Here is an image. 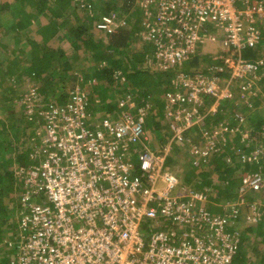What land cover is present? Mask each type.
Masks as SVG:
<instances>
[{
  "label": "built area",
  "instance_id": "built-area-1",
  "mask_svg": "<svg viewBox=\"0 0 264 264\" xmlns=\"http://www.w3.org/2000/svg\"><path fill=\"white\" fill-rule=\"evenodd\" d=\"M251 3L144 0L137 4L151 24L144 27V39L156 45V63L167 70L205 44L254 47L258 36L253 23L256 18L264 21V1ZM103 19L102 28L115 26L114 17ZM231 66L238 78L258 71L256 63L240 59ZM197 78L174 79L183 86L185 79L192 82L183 87L187 93L192 84L197 86L189 97L194 105L203 93L217 95L214 78ZM70 95L69 103L51 106L45 115L46 134L36 151L47 155L42 166L16 171L23 181V211L9 238L8 244L15 241L11 264H235L238 232L228 226L238 217L237 207L245 204L243 189L237 201L227 205L229 210L212 214L205 194L179 192V180L164 171L166 153L153 154L144 114L97 124L87 111L86 92L76 86ZM184 100L169 93L165 112L184 107ZM184 128L176 127L173 140L182 139ZM261 181L248 175L242 186L258 191Z\"/></svg>",
  "mask_w": 264,
  "mask_h": 264
},
{
  "label": "trees",
  "instance_id": "trees-1",
  "mask_svg": "<svg viewBox=\"0 0 264 264\" xmlns=\"http://www.w3.org/2000/svg\"><path fill=\"white\" fill-rule=\"evenodd\" d=\"M142 1L144 0H105L99 6L98 16L94 15L95 0H4L0 5V114L4 118V120L0 119V218L4 222L0 224V240L3 239L0 243V264H11L16 256L13 243L15 241H12V244L8 243L16 230L15 221L9 219L12 218L15 210L16 215H21L20 212L23 211L19 197L23 181L21 182L16 174L17 168L22 165L24 168L25 166L41 167L46 160L47 155L42 153V156L38 157L39 152L36 153L42 145L41 132L38 130L47 124L44 116L50 112L51 106H64L71 101L73 95L70 94L75 87L74 85L68 89L67 85L71 83H77L76 86L81 89L88 86V90L83 89L88 98L86 108L91 113L92 119L96 118L95 114L99 115L95 121L100 123L104 119H109L117 122L125 115L139 116L141 114L139 111L143 109L153 113L148 118V115L144 117V129L147 131L148 124L151 123L152 130L160 133L166 128L160 122H156L155 118L163 119L164 107L167 103L164 98L160 100L155 93L163 97L167 91H170L167 85H170L171 80L179 75L194 77L196 73L194 70H198L201 77H213L215 92L220 94L221 90H226L229 95L219 99L211 94H201L203 100L201 105L196 107H198L197 113L203 115L202 122L198 123L199 125L194 124L187 132H183L182 145L174 144V146L183 148L185 145H194L192 140L197 138L203 142L202 148L199 145L198 147L201 151L207 152L206 142L216 139L214 130L218 125L224 119L230 124L227 125L228 127H221L226 128L222 133V142L219 144L214 142L211 152L208 151V154L204 155L205 159L199 157L202 171L195 178L193 173H190L191 175L184 179L190 184L188 191L194 190L205 194L209 208L218 206L217 209L225 211L229 210L228 204L237 201L238 189L242 187L246 176H259L264 185V108L257 109L263 103L259 96L261 91L264 93V76L257 84L247 83L243 86L241 82H237L239 79L234 76L233 67H229V64L236 63L239 59L244 61L254 59L257 69L264 74V21L256 18L253 23L257 30L258 43L252 48L246 46L221 48L220 43V57L214 62L210 54L202 55L200 50H197L182 64L164 72L153 73L150 66L156 63L157 47L151 41L140 39L142 28H139V23L149 21L137 4ZM251 1L250 5H256L264 0ZM155 7L156 4L151 5V8ZM3 13L12 14L13 18L10 21L2 20ZM121 14L124 16L120 17ZM41 17L45 21L40 20ZM111 17H114L115 26L111 25L110 30L102 28L106 24L103 18ZM53 27L59 30L66 28L67 39L77 50L84 46L83 53L93 64L88 69L89 73H86L87 69L80 70L76 67L74 70L70 62L64 59L63 53L57 54L45 46V43L52 41L55 36L49 33ZM143 31L145 33L146 28H143ZM97 33L100 34V39H97ZM31 34H36L37 37L34 38ZM16 65L23 68V72L18 75L25 74L23 79L34 80L36 83L26 95L18 91V87L23 82L10 84L11 81L8 82V78H5L4 71L12 76L18 68L15 67ZM228 81L231 82L227 86ZM245 86H249L247 88L252 92L259 93L242 90ZM242 92L248 95L249 100L255 99L249 109L255 121H250L247 130L242 124H238V118H234L237 112L235 110L240 108L236 101L240 99ZM33 97L37 99L33 100ZM26 99L33 101V112L28 113L25 109L26 105L24 106L23 102ZM133 100L136 101L135 106L130 108L129 104ZM17 102H20L21 108L18 107ZM215 102H218L216 112H207L206 107L212 106ZM18 108L21 109L19 112ZM31 127L33 129L29 132V136L25 140L21 139L20 137L25 136V131ZM168 132L159 135L162 142L174 135L173 132ZM242 132L246 134L245 137L242 136ZM207 134L208 137L205 138ZM193 148L195 147L187 149L188 154H191ZM33 149L35 153H32ZM254 152L257 153L252 155ZM169 159L171 161L173 157L166 158L164 168L167 167ZM214 178L219 181L218 185L212 184ZM178 190L179 192L183 190L181 185ZM253 192L249 190L247 193L250 195ZM245 196L247 199L250 197L247 194ZM14 201L17 202L16 209L9 208V205L16 204ZM237 209L238 217L228 226L229 230H241L240 222H245L248 216L241 208L239 210L237 207ZM259 222L248 225L249 221L246 220L247 226L243 230L245 233L257 236L258 240L251 245V248L254 250L258 248L261 252V258L256 264H264V260L262 263L264 220L261 218ZM244 237L242 231L241 233L238 231L235 264L249 262L244 249L247 244L243 242Z\"/></svg>",
  "mask_w": 264,
  "mask_h": 264
},
{
  "label": "rangeland",
  "instance_id": "rangeland-1",
  "mask_svg": "<svg viewBox=\"0 0 264 264\" xmlns=\"http://www.w3.org/2000/svg\"><path fill=\"white\" fill-rule=\"evenodd\" d=\"M104 1L105 0H95V5L96 6L94 8V15H97V16L99 15V13H100V9H99L100 7L99 6ZM2 3H4V0H0V5ZM11 15L12 14L3 13L2 20L10 21L11 18H13ZM123 16H124V14L120 15V17H123ZM40 20L45 21L43 17H41ZM150 25L151 24H147L146 21L139 23V28L140 29L142 28L141 29L142 33L140 34V39L141 40L144 39V37H145L143 28L144 27L149 28ZM66 32H67L66 28H64L63 30L62 29L59 30V28L57 29L56 27H53L52 30L51 29L49 30V33H53L55 36H54L52 41H49V42L45 43L46 44L45 46L48 47V48H51L52 50L57 52V54H59V52L63 53L64 59L70 62V64L73 66L74 70H76V67H77V68H80V70L87 69L86 73H89L88 69L91 68V66H93V64L88 58H86L85 54L83 53L84 46L82 45V47H80L81 49L77 50L74 47V45L71 44L72 42L67 39L68 35H67ZM31 35H33V34H31ZM96 36H97V39H100V34L97 33ZM33 37L34 38L37 37L36 34L33 35ZM5 42H7V40ZM219 43L212 44V45L205 44L204 46L201 47V49H200L201 53L200 54H202V55L210 54L212 56V59H213L212 61L214 62L217 57L218 58L220 57L219 56V52L221 51V48H219V46H220ZM137 44H139V43H137ZM243 56H245V55L243 54ZM245 61L247 63H255L254 59L253 60H245ZM161 66H162L161 63H159V64L154 63L153 66L152 65L150 66L151 67V71L153 73L164 72L165 70L162 69ZM15 67L17 68L18 65H16ZM229 67H231V64H229ZM22 69L23 68L19 66L17 68V70L12 74V76L6 74L5 71H4V75H5V78H8V80H7L8 82L11 81L10 84L11 83H17V82H23V83H21L20 87H18V91H20V93H22V95L23 94L26 95L27 91H29L30 89L32 90V86L35 85L36 83H35L34 80H29L27 78L23 79V77L26 76L25 74L18 75V73H22L23 72ZM258 71L256 73V70H255V72H254L255 75L253 73H251L250 71H247V72L244 73V75L242 77H239V78L237 76H235V77H236V79H239L237 82H241V84L243 86L245 84H247V83H250V84L256 83L257 84V82H259L260 79H262V77L264 76V74H262V71H259V72ZM194 72H196V73H195L194 77L192 76L193 78L196 79L198 77L197 79H202V78H199L201 76L198 73V70H194ZM204 78H208V77H204ZM211 78H213V77H211ZM22 80H24V81H22ZM41 81H43V80H41ZM92 81H94V80H92ZM180 82H182V81L180 80L178 83H176V80H171L169 82L170 85H167V89L170 90V91L172 90L173 94H179V95H181V97L185 98L184 103L182 104V106H184V107H182V108L178 107V109H174V111L165 112L163 114L164 115L163 119H159L160 117H156L155 121L156 122L158 121V122H160L161 125L165 126L166 130L163 128L162 132L155 133L152 130V127H151L152 124L149 123L148 124V129H147V135L149 136V144H150L151 150L154 152L153 154L154 155L157 154L155 156L164 157V155L166 153V157H165L164 163L166 162V158L168 156H172L173 157V159H171V161H170V159L168 160L167 167L164 168V171H168L170 174L174 175L177 178V180H179V183H180L181 187L184 190H188L190 188V184L186 183V181H185L186 179L185 178H187L189 175H191L190 173H193V177L195 178V176L197 174H199V172H201L202 169H203V167H201V164L199 163V161H200L199 157H201L204 154V152H206V151L203 152L198 147V145H199L202 148L203 142L196 138V139L192 140L194 145H185L183 148L182 147L175 148L174 144L182 145V139L179 142L173 140V138H174L173 136L171 138H168V140L165 139L166 141H164V142H162L159 139V135L160 134H161V136L165 135L166 132L169 133L168 131H171L174 134H176L175 129L178 126H180L182 128L185 127L183 131L187 132V130H189L191 126H193L194 124H198V123L202 122L203 115L202 114L201 115L198 114L197 110H198V107L201 105L203 97H201V96L199 97V101H198V104H197L198 107H196V105H194V103L189 100L190 99L189 97H190L191 93L194 92V89L197 86L192 84V86H191L192 92L190 93V91H191L190 90L189 93H187V90L184 89L183 87L184 86H190L189 84L192 83V82L187 80V79H185L183 81L184 86L182 84H180ZM230 82L231 81H228L227 86L230 84ZM96 84H97V82H96ZM74 85L76 87L77 83L68 84L67 88L70 89ZM87 85H89V84H87ZM247 87H249V86L242 87V90H246V91L252 92ZM83 89L84 90H88L89 88H88V86H85V87H83ZM213 93H215V92L213 91ZM252 93L257 94L259 92H254L253 91ZM168 94L164 95L163 97L166 98ZM155 95L160 97V100L163 99L161 94L155 93ZM170 95H172L171 92H170ZM211 95H213V94H211ZM226 95H229L226 92V90H221V93L220 94L217 93V95H215V97H219V99H221V98L224 99L226 97ZM260 96H259V99H261L262 100L261 102H263V103H261L258 106V108H257L258 110H259V108H264V93H262V91L260 92ZM35 99H37V98L33 97V100H35ZM254 100L255 99H253V101L249 100L248 95L245 92H242V95H241L240 99L236 101L238 103V107H240V108H238V110H235L237 112L234 114V118H238L239 119L238 124H242V126H244L246 128V130H247V127H248L250 121L251 120L255 121V117L250 115L251 112L249 111V109H251V105L253 106ZM19 101H20V98H19ZM19 103L20 102H17V105H18L19 108H21ZM23 103H24V106L26 105L25 109L27 110L28 113L33 112V107H32V106H34L33 101H29V99H26ZM135 103H136V101L133 100L132 102H130L129 107L130 108H134ZM29 106H30V108H27ZM217 106H218V102H215L212 106H210L208 108L206 107L207 112L211 111L212 113H215L216 110H217ZM19 108H18V112L21 110V109L19 110ZM229 112H227V114H229ZM139 113L144 114V117H146L148 115L147 118L150 115L153 114L152 112H148L146 110L144 111L143 109H141L139 111ZM230 114H231V112H230ZM153 117H155V115H153ZM18 118H20V116ZM0 119L4 120L3 115H1V114H0ZM44 119H45V116H44ZM229 124H230V122L228 120L224 119L223 122H221L218 125V127L216 128L217 130L214 128L215 126H213V128L215 129L214 130V134H215L214 136H215L216 139L214 140V138H213V141L207 140V142H206V147H208L207 151L211 152V147H213L214 142L216 144H219V143L222 142V140H223L222 133L226 129L225 128L222 129L221 127H228L227 125H229ZM32 129H33V127L28 128L27 131H25L26 135L25 136H21L20 138L25 140L26 137L29 136V132L32 131ZM172 129H174V130H172ZM243 130H245V129H243ZM38 131L41 132V141H42L43 137L46 134V129L43 127L42 129H39ZM203 133H205V132H203ZM242 136L245 137L246 134L245 133L243 134V132H242ZM155 137H158V138H155ZM207 137H208V134L206 135L205 138H207ZM172 142H174V143H172ZM171 143H172V145H170ZM192 147H195L194 148L195 150L194 151L191 150V152H193V153L188 154L187 149H190ZM38 150H40V149H38ZM32 153H35V149H33ZM32 153H31V155L34 157V155ZM255 153H257V152L252 153V155H255ZM38 157H39V155H38ZM19 168H20V166L17 168V170ZM25 168L27 169L26 166H25ZM20 181L22 182L21 179H20ZM22 184H23V182H22ZM212 184L214 186L218 185L219 181L214 178V180H212ZM22 186L23 185H21V189L23 191V187ZM240 189H243V191L248 196H250L248 199L245 196V199H247V202H245L246 205L243 208V213L248 215L247 216L248 219H249L248 220L249 221L248 225H251L253 223L257 224V221L259 222V220H261V218H262V220H264V185H263V187L261 186L260 190L254 191L250 195L247 193L248 190H245V189H247V187H243L242 186ZM240 189H238V195H239ZM22 191H21V193H22ZM211 193L215 194V192L213 190L211 191ZM14 203H16V204L14 206H10L9 205V208L16 209L17 202L14 201ZM212 203H213V201H212ZM217 207H213V208H211L212 210L211 209L210 210L212 212L216 213V212L219 211V209H217ZM15 212H16V210L14 211L12 218L9 219L12 222L15 221L14 225H16V221H17L16 218H17V215H18V214L16 215ZM246 220H247V218H246ZM246 220H245V222H246ZM245 222H243V221L240 222V226L239 227H240L241 230H237V231H239L240 233L242 231L243 237L245 236L243 242H245V243L247 242V244L245 245V248H244L246 253H247L246 255H247V258H248V261H249L247 264H256L257 260L258 259L260 260V258H261L260 257V253L261 252H259L258 248H256V250H254V248L252 249L251 245L256 243L258 238L254 234H248L247 232L245 233V230H243L247 226ZM1 223H4L2 218H0V224ZM8 230H10V229H8ZM248 238H249V240H248ZM2 241H3V239L0 240V243ZM258 253H259V256H258ZM263 260H264V239L262 238V263H263Z\"/></svg>",
  "mask_w": 264,
  "mask_h": 264
},
{
  "label": "clouds",
  "instance_id": "clouds-1",
  "mask_svg": "<svg viewBox=\"0 0 264 264\" xmlns=\"http://www.w3.org/2000/svg\"><path fill=\"white\" fill-rule=\"evenodd\" d=\"M96 119H97V117H96ZM151 148V147H150ZM21 167H23V166H21ZM244 199H245V197H244ZM245 202H247V199H245ZM245 205H246V203L244 204V205H242V206H240V208H241V210L243 211V208L245 207ZM208 209H209V211L212 213V214H214V215H219V214H222V212H221V210H219L218 212H212L211 210V208H209V206H208ZM211 209V210H210ZM214 211V210H213ZM247 215V214H246ZM246 219V218H245ZM236 232H238L237 230H235Z\"/></svg>",
  "mask_w": 264,
  "mask_h": 264
},
{
  "label": "crops",
  "instance_id": "crops-1",
  "mask_svg": "<svg viewBox=\"0 0 264 264\" xmlns=\"http://www.w3.org/2000/svg\"><path fill=\"white\" fill-rule=\"evenodd\" d=\"M84 91V90H83ZM172 93L173 94V91H168L166 94H168V93ZM166 94H164V95H166ZM163 98H165V97H163ZM163 100H165V102H166V98L165 99H163ZM166 111V105H165V107H164V112ZM152 112V111H151ZM95 117H97V118H99V115L98 114H95ZM95 123H97V124H99V122H97V121H95Z\"/></svg>",
  "mask_w": 264,
  "mask_h": 264
}]
</instances>
